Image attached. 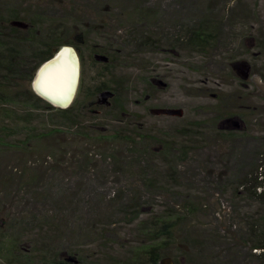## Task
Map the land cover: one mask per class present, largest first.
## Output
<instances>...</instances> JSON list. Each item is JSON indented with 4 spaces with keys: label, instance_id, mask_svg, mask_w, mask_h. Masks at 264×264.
Here are the masks:
<instances>
[{
    "label": "rangeland",
    "instance_id": "374dc122",
    "mask_svg": "<svg viewBox=\"0 0 264 264\" xmlns=\"http://www.w3.org/2000/svg\"><path fill=\"white\" fill-rule=\"evenodd\" d=\"M13 1L24 7L34 4L38 7H43L48 12L51 10L59 11L60 17L70 14L72 16L71 23L75 22L76 24L78 22L87 27L83 29L80 26H75L73 27L74 32L79 30L84 32L86 31L85 29H89V31H94V34L89 33L92 37L101 36L102 39L110 41L116 49L117 62L125 66L120 67L118 65L120 68L115 69V72L111 74L116 79L115 83H125L120 87L122 90L126 89V85L128 87L126 91H123V95L128 99L126 105L129 107V112L122 114L123 122L129 125L132 124L131 119L135 113L136 116L139 114L138 119L142 120V129L140 128L141 125L137 124L135 126L137 129L133 128V133H140L138 129H141L142 132L147 131V133L152 135L154 133H173L177 129L182 131L181 127L188 125L189 122H198L206 119L208 121L206 123H211L210 120L215 117L212 121H214L218 129L224 130L227 127L255 134L258 137V139L229 142L213 138L210 134L211 130H208L209 132L206 130L205 133H209L207 136L202 133L195 138L193 135L192 138L196 140L197 147H201V149L191 150L190 157L187 160L181 161L183 159H179V163L181 161L180 169L186 168L189 170V179H179L177 180V185L185 182L192 183V186L188 189V193H191L190 200L195 202L202 201L201 205H204L201 211L190 214L184 219V222H188V226L193 227L196 225L198 233L202 234V236H191L192 238L185 236L184 238L181 231L176 233L179 236L177 243H182L188 252H200L201 258L194 264H217L218 262L216 261L218 260H224V263L229 264V258H226L230 256V254L226 256V249L228 244L231 243L229 241H233L234 243L232 244L238 245V249L243 248V253H241L244 256L243 262L242 257L238 254L240 256L239 264H244V262L246 264H257L256 259L252 262L250 250L244 245L245 241L238 235L236 236L233 233L236 240H224V237H229L226 235L227 231L237 232V230H246V227L242 223V211L240 210L237 218L231 205H229L228 196L219 194L216 179L225 181L226 178H235L238 172V164L242 163V159L239 160V154L244 153V158L250 160L251 153L249 152L254 153L258 148L259 150L264 149V101L260 100L258 96V94L263 92L257 86L254 76L258 75L262 79L263 77L252 70L253 65L251 63V59L254 58L252 57L253 55L257 59L260 57L264 62V50L259 49L256 39L259 27H264V0H259L258 7H256L257 5L255 6V0H245V5H251L253 8L249 19L242 15L237 20L238 25L236 28L223 27L222 40L218 43V49H212L213 51H211L216 56L212 55L209 60L207 58L208 66L205 76H200L196 72V68L189 69L182 63L184 59H180V57L188 58V51L185 49L180 51L181 46H173L174 50L171 53H167L163 51V48H159V45L138 46V42L131 43L129 41L131 38L137 37L134 35L131 37L132 35L129 33L132 31L136 33L138 29V26H136L138 25L136 21V5H144L143 3L148 1L145 6L160 7L157 0H151L152 2L149 0ZM164 1L172 2L173 0ZM237 1L240 0H228L225 5L220 0L212 5L213 12L221 13L220 6L223 7L224 5L226 8L229 6L238 7L236 6ZM193 3H186L189 8L178 9L175 4L169 8L166 7V9L160 11L162 17L156 21L159 23H153L151 28L158 32L160 31L161 34L163 33L167 37H176L177 34H180L178 32H180L181 28L179 23L175 21L179 20L180 23H184L186 18L194 17L193 10L198 5ZM204 5L207 4H202V6ZM133 26L134 29H132ZM140 30L142 31V27H140ZM71 40L80 47L84 45L78 35H72ZM111 44L108 45L110 46ZM73 47L79 57V51L75 46ZM84 54V73L82 70V59L79 57L81 61L79 87H83L81 97L85 92L84 89L94 83V79L98 76L95 75V73H98L97 70L95 71L90 66L89 53L85 52ZM218 54L219 56H217ZM224 57H230L233 62L228 65L222 63L219 66L218 62ZM201 60L204 59L199 58V56L191 58V62L195 61V64L200 63ZM238 61L241 65L236 67L234 63ZM246 72L248 73L247 76L244 74ZM101 75L105 76L103 73ZM220 75H223L224 78H221ZM228 75L230 76L228 77ZM237 77H245L248 80V84L243 86L241 83H237V79L235 80ZM201 78L204 79L201 80ZM26 85L36 92L32 82H26ZM229 92H231L233 97L227 100L224 111L229 117L226 118L225 113L223 116L219 115V111L222 108L216 98L221 97L223 94L227 95ZM145 94L150 95V97L147 98ZM141 96H143V99L146 98L149 107L176 106L183 108L185 114L182 117L156 113L151 115L149 112L147 114V106H139L136 102ZM13 106L10 109L15 110V113L23 112L19 106ZM98 106H104L105 109L110 108L111 97H108L107 94H99L95 101L86 107L83 113V123L89 125V129H95L93 133H96L97 130L101 135L110 133L111 130L109 129L114 123H111V117H99L103 112L100 109H96ZM237 113H245L246 115L238 116ZM92 124L93 126H91ZM114 126L119 128L123 124L115 123ZM209 126L206 125L204 127L208 129ZM52 127H56L58 131L52 132L48 130ZM78 127L62 125L39 115L31 122L10 120L0 116V130L2 128L6 129L0 132V139L6 141L4 144L6 146H0V221H3L5 230L9 231L8 227L15 220L21 222L24 218L27 219L31 215L39 214V212L42 214L46 213L47 216L51 215L53 217V221L55 220L61 224V241L59 243L57 238L56 243H54L60 250V258L69 257L67 251L71 242L83 245L80 249L84 250L89 257L101 255L106 258L105 252L109 255L111 253L115 254L114 251L111 252L109 247L119 248V245L111 242L107 243L104 238H112L115 242L120 241L122 246H124V242L132 244L131 239L135 240L138 237L137 235L135 238H131L136 230H134V224H130L128 221L133 214L124 210L125 205L128 206L131 203L135 205L134 203H137L136 206L140 207V213H142L141 218L144 219L153 214V209H156V211L163 209V211L165 210L164 212H168V209H165L167 205L173 206L177 203L175 202L176 200L183 201L187 196L176 197L165 190L161 191L163 194L159 195L160 192L157 189L148 191L145 185L138 181L139 179L137 181L132 179L131 172L133 169L131 165H135L134 169L137 175H139L138 172L141 173L142 169H148L146 165L149 161L152 163L151 167H155L153 165L154 160L157 166H162L157 160L158 155L145 156L142 153L146 152L147 149L153 154L159 152L163 147L160 143L151 145L150 141L147 140L144 143L141 142L132 146L123 140L118 143H115L114 140L109 141L106 139L90 142L80 136L70 134L76 133V129H79ZM87 129L84 128V130ZM27 133L61 134L46 139L30 140L27 148L22 150L17 146L23 145L22 141L27 138ZM39 137H41V134ZM186 140L185 136H181L178 139L179 145H183V141L186 142ZM208 144L211 146L209 147ZM82 149L84 152L80 154L79 150ZM87 149L91 153L97 151L96 154H92L94 160L101 159L106 154L111 155V158H108L109 160L111 159V163L99 161L100 174L105 177L100 179V181L106 182L105 190H102L103 188L101 187L97 191H102V196L100 193L95 195L93 192H86L80 197V203H73L71 197L66 196H58L57 202L55 195L59 191V186L63 184L68 189L72 190L75 188L70 181L77 176L76 170L74 171L72 166L84 154L86 155ZM247 150L249 152L246 153ZM240 151L242 152L240 153ZM139 159L143 160L140 165L138 163ZM64 167L72 168L66 170ZM95 178L96 180L94 181L91 172V180L99 185L97 175H95ZM177 187L179 188L178 190L184 189L180 185ZM109 190H111L109 192L111 194V203H108L107 200L104 201L105 203H101L104 200L102 198H106L103 197L104 193ZM118 194L120 197L117 196ZM114 197H116L115 200H113ZM109 198L110 196L107 199ZM240 204L241 202H237L239 209H241ZM62 207L65 210L63 209L62 212H59ZM72 207H76V210L72 209ZM122 210L126 212V215ZM191 216L192 218H190ZM234 217L236 218L234 219ZM231 221L234 222L232 228ZM56 230L57 228L48 227L45 231L56 233ZM101 230H111V235L108 236L109 232H106V235H102V237L98 234ZM25 234L20 241L22 242L21 245L28 249L33 235L32 232ZM214 235H218L217 238L219 240L217 241L221 243L220 245L211 246L210 249H197L194 247V242L204 243L206 237L212 238ZM104 243L106 247H104ZM177 245L179 246V244ZM171 251L169 255L166 253L167 255L163 257L162 264H176L173 256H177L182 263H185L187 256H181L179 252L174 253V248ZM192 259L194 260V258ZM0 262L2 263V261ZM231 262L232 260H230V264ZM105 264H111V258Z\"/></svg>",
    "mask_w": 264,
    "mask_h": 264
},
{
    "label": "trees",
    "instance_id": "16d2710c",
    "mask_svg": "<svg viewBox=\"0 0 264 264\" xmlns=\"http://www.w3.org/2000/svg\"><path fill=\"white\" fill-rule=\"evenodd\" d=\"M149 1L152 2L151 0ZM163 1L164 0H157L160 7L155 8L152 6H145L148 1L144 2V5H136V21L138 24L136 26H138V29L136 33L134 31L129 33H131V37H133V35L137 37H133L129 41L131 43L138 42V46L159 45V48H163V51L167 53H171V51L174 50L173 46H181L180 51L183 49L188 51V58L180 57V59H184L182 63L189 69L196 68L195 70L200 76H205L207 73V61L212 55H215L211 53V51H213L212 49H218V43L222 40L223 27L236 28L238 25L237 20L240 16L242 17L243 15L249 19L253 12L251 5H245V0L237 1L236 6L238 7L235 8L231 6L226 8L225 5L228 3V0H221V2L225 4L223 7L220 6L221 13L213 12L212 7L213 4L220 0ZM187 2H194L193 4H197L198 7L193 10L194 17L186 18L184 23H180L179 20L175 21L179 23L181 28L180 32H178L180 34H177L176 37H167V35L161 34L160 31L158 32L151 28L153 23H159L156 21L162 17L160 13L161 10L166 9V7L169 8L173 4L176 5V8L178 6V9L189 8L188 5H186ZM258 2L259 0H255L256 7H258ZM16 3L17 2L13 0L0 1V116L10 120L31 122L39 115L47 117L52 121L54 120L59 124L68 125L69 127L78 125L79 129H76L77 132L70 134L80 136L90 142L106 139L109 141L114 140L115 143H118L123 140L132 146L141 142L144 143V141L147 140L150 141L149 143H151V145L160 143L163 147L159 152L153 154L147 149L146 152L142 153L145 156L158 155L157 160L162 166H157L154 160L153 165L155 167H151L152 163L149 161L146 165L148 169H142L141 173L138 172L139 175H137L134 169L135 165H131L133 169H131V177L136 181L139 179L138 181L144 184L148 191H150V189H157L158 192H160L159 195H161V191L165 190L167 193L173 194V196H187V198L183 201L176 200L175 202L177 203L173 206L167 205L165 209H168V212H164L165 210L163 211V209L160 211L153 209V214L144 219L141 218L142 213H140V207L136 206L137 203H134L135 205L132 203L128 206L125 205L126 207L124 210L133 214L128 221L130 224H134V230H136L131 238H135L137 235L138 237L135 240L129 238L132 244L124 242V246H122L120 241L115 242L112 238H104L107 243L111 242L117 244L120 248L109 247V249L111 248V252L114 251L115 254L111 253V255H109L105 252L106 258L101 255L89 257L84 250L80 249L83 245L74 242H71L69 245L67 251L69 257L60 258V250L54 243H56L57 238L59 243L61 241V224L55 220L53 221V217L51 215L47 216L46 213L42 214L39 212V214L31 215L27 219L24 218L21 222L15 220V222H12L8 227L9 231L5 230L3 221H0V261H2L0 264H105L109 258H111V264H162L163 257L167 255L166 253L169 255L173 248L175 249V251H173L174 253L179 252L181 256H187L185 263H182L177 256H173L176 264L197 263L201 258L199 255L200 252H188L182 243H177L179 236L176 234L177 231H181L184 238L185 236H187V238H192L191 236L197 235L199 237L202 236V234L198 233L196 225L193 227L188 226V222H184V219L190 216V214L201 211L204 205H201L202 201L195 202L190 200L191 193H188V189H190L192 183L185 182L177 185V180L183 178L189 179V170L186 168L182 170L179 167L181 161L189 159L191 150L201 149V147H197L196 140L192 137L194 135V137L197 138V136H200L202 133L207 136L209 133H205L206 130H211L210 134L213 138L229 142L258 139V137L255 134L245 133V131H238L232 128L226 127L227 129L224 128V130L218 129L214 121H212L215 117L210 120L211 123H206L208 122L206 119L198 122L192 121L189 122L188 125L181 127L182 131L177 129L173 133H154L153 135L147 133V131L142 132V120L138 119L140 115L138 114L136 116L135 112V114H133L134 117L131 119L132 124L129 125L123 122L122 114H127L129 112V107L126 105L128 99L123 95V91H126L128 87L126 85V89L122 90L120 87L125 83H115L116 79L111 76V74L115 72V69L125 66L117 62L118 58L115 55L116 49L110 41L102 39L101 36L92 37L89 33L94 34V31H89V29H85L86 31L84 32L81 30L74 32L73 27L75 26H80L83 29L87 27L78 22H76V24L75 22L71 23L70 20L72 16L70 14L60 17L59 11L51 10L48 12L43 7H38L34 4L24 7ZM202 4L207 5L202 6ZM57 13H59L58 16H56ZM140 27H142V31ZM263 28L259 27L256 37L260 50H264ZM132 29H134V26ZM72 35H78L84 45L80 47L75 44V42L71 40ZM108 44L111 45L109 46ZM64 45H73L77 48L83 63V73L85 72V52L89 53L91 68L95 71L97 70L99 73H95V75L98 76L94 79V83H91L86 87L87 89H84L85 92L82 97L83 87H79L73 104L68 108L53 105L50 101L37 94L31 87H27L26 85V82H32L34 80L36 71L40 65L50 59L55 52ZM196 56L204 60H201L198 64H195V61L191 62V58H195ZM217 56H219V54ZM252 57H254L251 59L253 65L252 70L255 73L261 74L264 79V62L260 57L259 59L254 55ZM230 62H233L230 57H224L218 63L220 64L219 66H221L222 63L228 65ZM191 64H193V66H191ZM234 65L239 67L241 64L238 61L235 62ZM102 73L105 76H102ZM229 76L230 75H228V77ZM220 77L224 78L223 75H220ZM203 79L204 78H201V80ZM236 79L237 83L239 82L243 86L248 84V80H246L245 77H237L235 80ZM148 83L151 86L149 81ZM231 92L216 98L222 108L221 111H219L220 116L226 114L224 109L226 108L227 100L233 97ZM99 94H111L110 108L105 109L104 106L96 107V109H102L103 112L99 117H111V123L123 124V126L119 128L112 124L113 126L109 129L111 133H104L102 135L98 130L96 133H93L95 129H89V125L83 123V113L86 107L90 106ZM146 96L147 98L150 97V95ZM258 96L260 100L264 101V93H260ZM136 102L139 106H147V114L149 112L153 115L154 108L149 107L146 98L143 99V96H141ZM13 105L22 108L23 112L19 114L15 113V110L10 109ZM184 114L182 116H184ZM237 115L244 116L246 114L237 113ZM225 117L228 118V114H226ZM136 119L137 121H135ZM137 124L141 125V129H138L140 133H133V128H135ZM206 125H210L208 129L204 127ZM91 126H93V124ZM84 128H88V133ZM5 130V128H2L0 132ZM48 130L52 132L58 131L56 127H52ZM40 134L41 137H39ZM58 134L61 133H27V138L22 141L23 145L17 147L24 150L27 148L30 140L46 139ZM181 136L187 138L186 142L183 141V145H179L178 143V139ZM5 143V140L0 139V146H6L4 145ZM208 145L209 147L211 146L210 144ZM83 152V149L79 150L80 154ZM96 152L97 151L94 153L96 154ZM241 152L242 151H240V153ZM247 152L249 151L247 150L246 153ZM94 153H91L90 150L87 149L86 155L84 154V156L74 164L75 166H72L74 171L76 170L77 176L70 181L74 184L75 188L71 190L63 184L59 186V191L56 192L55 195L57 202L58 196H66L71 197L72 202L77 204L81 202L80 197L86 192H93L95 195L103 193L102 191L97 192L101 187L103 188L102 190H105L106 187V182L104 183L103 180L100 181V179L105 178L100 174V162L111 163V159H108L111 158V155L106 154L103 158L95 159V161L92 155ZM249 153H251L250 160L244 158V153L239 154V160L242 159V163L238 164V172L235 178H226L225 181L216 179V182L218 183L217 188L219 189V194L228 196L229 205H231L237 218L240 210L242 211L243 217H241V219L243 220V225L246 227V230H237V232L228 229L229 231H227L228 233L226 235L229 237H224V240H236L233 233L236 234V236L238 235L245 241L244 245L250 250L252 262L256 259L257 264H264V149L259 150L258 148L254 153ZM111 154L113 155V153ZM180 158L183 160L179 163ZM138 161L140 165L143 160L139 159ZM72 167L64 168L67 170ZM91 172L94 181L96 180L95 175H97L99 185L91 180ZM179 185L184 189L178 190L179 188L177 186ZM110 191L111 190L104 193L105 195L103 197L106 198H102L104 200L101 201V203H105L104 201L106 200L108 203H111ZM185 191L186 193H184ZM108 196H110L109 199H107ZM117 196L120 197L119 194ZM115 199L116 197L113 198V200ZM237 202H241V209L237 207ZM87 204H89V202H87ZM63 209L65 210V208L62 207L59 212H62ZM72 209L76 210V207H72ZM124 210L122 211L126 215ZM190 218H192V216ZM235 218L236 217H234V219ZM232 225H234V222L231 221V228ZM45 227L57 228L55 231L56 233L53 231H45ZM28 232H32L33 238H31V242L29 243L30 247L25 249L21 245L22 242L20 239ZM106 232H109L108 236L111 235V230H101L98 234L102 236L106 235ZM217 237L218 235H214L212 238L206 237L204 243L194 242V247L197 249H210L211 246L215 247L220 245L221 243L217 241L219 240ZM229 242L231 243L228 244L226 249V256L230 254L229 257H226L229 258V264L230 260H232L231 264H239L240 256L243 262L244 256L241 254L243 253V248L238 249V245L232 244L234 243L233 241ZM177 244H179V246ZM189 245L192 246L191 243H189ZM104 247H106L105 243ZM238 254L240 256H238ZM192 258H194V260ZM216 262H218L217 264H226L224 260H218ZM244 264H246V262H244Z\"/></svg>",
    "mask_w": 264,
    "mask_h": 264
},
{
    "label": "water",
    "instance_id": "95a60500",
    "mask_svg": "<svg viewBox=\"0 0 264 264\" xmlns=\"http://www.w3.org/2000/svg\"><path fill=\"white\" fill-rule=\"evenodd\" d=\"M66 46H69L72 51H73V49H75L71 45H66ZM64 47H65V45L62 46L60 49H58L55 52V54L50 59H48L44 63H42L40 65V67L43 64H45L46 62L56 58L58 56V54L60 52H62ZM76 54H77V60H75L74 57H72L73 63H71V66L69 67L70 76L69 75L66 76V80L68 81V87L66 88V90L63 93H60V92H62V91H60V92H55L54 95H52V96L50 94L53 92L48 93V94L46 93V95H44L42 93H39L35 88L36 77L32 81L33 87L36 90V92L39 93L42 97H44L48 101H50L55 106L62 107V108L68 107L73 102V100L77 94V90H78L79 82H80V75H81V64H80V59L78 57L77 51H76ZM40 67L37 69L36 75H37V72L40 69ZM247 69H249V67H247ZM244 74H245V76L248 75L247 72ZM254 78H255V82H256L257 86L264 93V80L258 75H255ZM107 95H110V94H107ZM153 112L156 114L182 116L184 114V109L180 108V107H159V108H154Z\"/></svg>",
    "mask_w": 264,
    "mask_h": 264
},
{
    "label": "bare ground",
    "instance_id": "6f19581e",
    "mask_svg": "<svg viewBox=\"0 0 264 264\" xmlns=\"http://www.w3.org/2000/svg\"><path fill=\"white\" fill-rule=\"evenodd\" d=\"M72 57L77 60L76 50L72 51L69 46L65 45L56 58L43 64L36 75V90L44 95L53 92L50 94L51 96L55 92L62 91L60 93H63L68 87L66 76H70L69 67L73 63Z\"/></svg>",
    "mask_w": 264,
    "mask_h": 264
},
{
    "label": "flooded vegetation",
    "instance_id": "af4514ba",
    "mask_svg": "<svg viewBox=\"0 0 264 264\" xmlns=\"http://www.w3.org/2000/svg\"><path fill=\"white\" fill-rule=\"evenodd\" d=\"M80 55V54H79ZM80 57V56H79ZM80 64H81V61H80ZM111 96V94L110 95H108V97H110ZM74 100H75V98H74ZM74 100H73V102H74ZM73 102L68 106V107H70L72 104H73ZM68 107H63V108H68ZM101 111H102V109H100ZM78 126V125H77ZM87 133H88V131L87 130H85ZM111 133V132H110Z\"/></svg>",
    "mask_w": 264,
    "mask_h": 264
}]
</instances>
